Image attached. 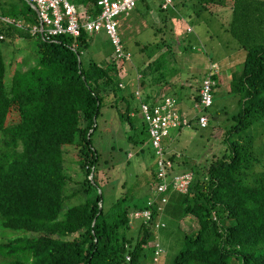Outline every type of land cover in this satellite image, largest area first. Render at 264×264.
Listing matches in <instances>:
<instances>
[{
	"label": "trees",
	"instance_id": "trees-1",
	"mask_svg": "<svg viewBox=\"0 0 264 264\" xmlns=\"http://www.w3.org/2000/svg\"><path fill=\"white\" fill-rule=\"evenodd\" d=\"M70 1L83 4L92 15L99 13L97 0ZM147 1H139L145 11L151 7ZM162 1H152L158 2L155 8L162 14L153 31L164 46L166 27L174 16L200 24L202 17L214 14L218 2L224 8L227 5L225 0H172V8L162 9ZM227 7L231 17L225 30L245 50L242 68L230 81L231 92L240 95L241 108L231 116L232 124L225 132L229 144L206 165L191 163L187 170L193 179L187 191H168V200L159 211L161 196L148 204L155 194L159 155L150 143L141 105L154 107L162 97L143 101L141 89L147 87L145 79L155 83L153 71L159 69L154 65L161 64V59L173 61L169 46L155 57L149 42L140 44L144 68L137 69L141 75L140 80L134 79L137 87L126 93L121 65L125 59L117 61L113 50L102 61L89 58L83 62L81 55L93 34L82 31L75 38L59 34L43 39L39 32H30L38 19L26 0H0V16L28 25L20 27L0 19V42L10 39L4 51L0 48V264H147L142 260L147 249H153L155 263L153 242L160 228L155 222L161 218L175 226L183 242L170 264H264V168L259 167L256 151L259 142L264 146V132L246 133L264 119V1L232 0ZM15 35L34 37L35 50L30 59L15 62L6 80V53ZM154 46L158 50L160 45L155 42ZM191 46L182 48L187 51ZM212 79L213 103L217 75ZM106 96L112 99L110 105L120 104L117 114L121 123L128 124L126 133L139 148L137 154L148 141L151 162L154 159L141 186H126V180L119 179L118 194L107 205L98 181L100 152L93 141ZM132 100L139 104L132 105ZM209 107L201 112L207 118ZM136 113L141 117L139 123ZM167 136L161 142L163 158L170 161L167 171L173 173L176 152L165 147ZM66 145L76 149L83 178L67 173ZM130 159L126 158L128 164ZM145 209L151 212L149 220L133 217L135 211ZM190 219L197 225L192 232L180 223ZM5 230L18 233L8 238L2 234Z\"/></svg>",
	"mask_w": 264,
	"mask_h": 264
},
{
	"label": "rangeland",
	"instance_id": "rangeland-1",
	"mask_svg": "<svg viewBox=\"0 0 264 264\" xmlns=\"http://www.w3.org/2000/svg\"><path fill=\"white\" fill-rule=\"evenodd\" d=\"M231 1L232 0H225L227 4L226 8L220 4L221 1L220 3L218 2V4L215 5V13L211 17H208L210 18L209 20L202 22L201 25L197 23V20H187L186 17H182V19L176 18V16L172 19L170 17L171 20L168 22L170 26L166 27L165 39L166 45L168 44V48L171 51L169 57H172L171 59H173V61L169 60V62H167L161 59V64L157 63L154 65V67L159 69L153 71L155 83H151L150 78L145 79L147 87L141 89L145 91L147 88L149 89V87H152L160 94L163 93L174 96L177 99L179 108L181 105L189 109L190 112L187 114L193 115L195 112H203L205 111L204 109L194 107L192 101L188 99L190 96H193V94H197V86L199 88L204 75L210 67L211 62H208V60L210 61V57L218 63V72L215 74L217 75V79L213 90V103L208 110L206 109V114H208V126L200 128L196 124L197 126L195 127H185L180 131L176 129L172 130V132L177 135L173 146L181 149L180 154L185 159V162L182 161L184 165H180L181 171L187 170V167L189 168L191 163L206 165L210 162V159L218 157L223 153L229 144L225 138V132L232 124L231 116L241 108V104L238 101L240 95L231 92L230 81L234 77V74L236 77L242 68L245 50L241 45L239 46L237 40L229 31L224 30L231 17V11L227 7ZM154 5L155 4L152 6ZM141 12L142 9L140 8L138 12H134L133 16L132 12L131 15L129 14L128 16L121 15V21L123 22H121L119 35L129 53V57L121 64L122 71L124 72L122 76L123 82L128 85V88L124 89L126 93H128V90L130 91L137 87V85L134 84V79L137 78L136 75L140 74L136 73L137 69L140 68L141 70L144 68L140 65L141 58L145 57L144 54H140V44L149 42L150 46H148V48L152 49L153 46L154 50H156L153 54L155 57L167 48L166 45L164 46L157 40L158 34H155L153 31V28L156 26L155 23L152 24L148 21V27L144 28L139 18L140 15L141 17L146 15L145 19H148L149 16L154 17L156 15L160 17L162 14L157 8H154L152 12L150 11L149 13L143 12V16V13L139 14ZM135 17L136 20L130 23L131 18L133 19ZM158 21L159 22L156 24L159 25L161 19ZM221 24L224 26V29L220 28ZM188 25L192 27V32L186 29ZM137 26L139 30L142 31L140 34L136 32L138 30ZM169 28L172 29L170 30ZM14 37L11 47L6 53V63L8 64L5 76L6 80H9L11 72L15 69V62L21 59H30V53L32 50H35L34 37L23 38L19 35H15ZM144 40H146V42H144ZM9 41L10 39H6L0 42V48L3 49V51L9 46ZM189 41H192L194 46L186 51L182 47L187 45ZM155 42H158L160 45L158 50L154 46ZM198 47L200 48L198 49ZM112 50L113 45L110 39L105 35L104 31H100L93 34L90 46L81 55L82 60L84 63L87 62L89 58L95 61H102L106 57L108 58ZM206 52L208 53L206 54ZM155 57L150 59V62ZM30 61L33 63V60ZM23 67L26 66L24 65ZM140 78L141 77H139L138 80H140ZM109 98L110 96H106L104 99L106 106L102 108L101 114L96 119L97 128L93 134L94 144L100 152V162L97 173L100 188L104 195L105 205L109 204L111 200L114 201L116 198L118 194L116 186L119 183V179L126 180V186H130L133 183L134 188H138L144 183V172L149 169L154 161L153 159L151 162L149 157L148 141L143 144L145 149L137 154L139 148L129 141L128 134L126 133V131H130L129 126L126 122L121 123L117 114L120 104H117L118 107L110 105L112 99L109 100ZM146 99L148 100L150 98H146V95H142V100L145 101ZM138 104L139 102L137 100H132V105L137 106ZM136 116L139 123V118H141L140 114L136 113ZM263 125L264 119L258 120L251 128L246 130V133L251 132L252 134H260L264 132ZM256 140L258 142L260 138L258 137ZM261 141H264L263 137H261ZM65 148L63 158L67 173L74 178H83V174H79L80 171L76 161V149L69 145H66ZM256 151L258 159L260 160L259 167L263 169L264 146H262L260 142L256 145ZM126 158H131V164L126 162ZM177 171L175 170V172ZM122 173L125 174L123 177L121 176ZM140 189L141 188H139V190ZM98 192L100 191L98 190ZM161 220L165 226L162 222H159ZM159 221L155 222L156 228H160L159 230H155V234L157 235L153 245L158 247L159 243L162 252H160L161 254L159 256L155 252L153 260L155 261L157 258L158 260L153 263L151 258L153 256V249H147L145 257L142 258L143 262L147 264H170L175 253L179 251L183 245L175 226L172 227L168 222L166 224V220L162 218ZM180 223L182 225L181 227L189 230V232L194 231L197 227L194 221L189 222L188 220H182ZM131 229L136 231L135 226ZM17 233L18 232L11 230L2 231V234L8 236V238L15 236ZM160 247L158 248L159 250H161Z\"/></svg>",
	"mask_w": 264,
	"mask_h": 264
},
{
	"label": "built area",
	"instance_id": "built-area-1",
	"mask_svg": "<svg viewBox=\"0 0 264 264\" xmlns=\"http://www.w3.org/2000/svg\"><path fill=\"white\" fill-rule=\"evenodd\" d=\"M26 1L33 4L37 9L38 24L29 27L31 33L39 32L43 39H51L53 36L59 34H66L75 38L82 31H85L87 34L104 31L113 45L115 59L121 61L129 57V54L123 51L119 35L121 15H128L141 0H97L96 5L99 7L97 15H92L83 4L77 5L70 0ZM160 7L162 9L172 8L173 1L163 0L160 3ZM0 19L4 22H14L20 27H28L24 21H14L6 16H0ZM187 30L192 31V28L188 26ZM217 72L218 64L212 62L200 83L199 101L195 102L194 107L205 109L211 105V89L212 85H214L212 75ZM139 77L140 74H138L137 78ZM141 108L143 117L148 123L150 143L155 148V153L159 155L155 194L149 199L148 204H154L157 195L161 196L160 202L157 205V209L161 211L168 200L167 192L176 190L185 193L193 179V173L190 170L173 171V173L167 171L171 163L163 158L162 139L169 135L171 129H181L197 125L203 128L207 125L208 118L201 112L188 115L184 111H181L177 99L171 95L162 96L154 107L142 104ZM150 216L151 212L148 209L133 213V217L137 219L144 218L145 220H149ZM159 247L158 243V247L155 249L158 255L162 252V249H158Z\"/></svg>",
	"mask_w": 264,
	"mask_h": 264
},
{
	"label": "crops",
	"instance_id": "crops-1",
	"mask_svg": "<svg viewBox=\"0 0 264 264\" xmlns=\"http://www.w3.org/2000/svg\"><path fill=\"white\" fill-rule=\"evenodd\" d=\"M147 2H150V4H151V7L149 8V10L148 11H145V6H144V3H142L141 2V4H140V2L137 4V6L131 11L132 12V16L134 15V12H138V10L141 8L142 9V13L144 12V13H149L150 11L152 12V10L155 8V7H157V5H158V2H156V3H153L151 0H149V1H147ZM153 4H155L154 6H152ZM214 13H215V11H213ZM144 13L142 14V16L144 15ZM140 14V13H139ZM204 14H206V13H204ZM131 15V14H130ZM131 16V17H132ZM146 16V15H145ZM145 16H143V17H141V15L139 16V18H140V22L142 23V25H143V27L144 28H146V27H148V25H149V22L150 23H158L159 21V19H160V17H157L156 15L153 17V16H149L148 17V19H145ZM151 17H152V19H151ZM208 17H211V15L209 14V15H207L206 16V18H203L202 17V20H203V22L206 20H209L210 18H208ZM136 20V17L135 18H131V20H130V23H133L134 21ZM149 21V22H148ZM121 22H123V21H121ZM219 22V21H218ZM122 24V23H121ZM202 24V22L200 23V25ZM121 26V25H120ZM139 26V25H138ZM138 26H137V33L139 32V33H141L142 31L141 30H139V28H138ZM188 26H190V25H188ZM187 26V27H188ZM192 28V27H191ZM220 28L221 29H224V26L221 24L220 25ZM187 29V28H186ZM119 30H120V28H119ZM225 30V29H224ZM192 31H193V29H192ZM191 31V32H192ZM199 39V38H198ZM188 44H190V45H192V46H194V43L192 42V41H189V43ZM167 46H168V44H167ZM191 46V47H192ZM193 48V47H192ZM200 47H198V49H199ZM213 49H214V47H213ZM205 52V51H204ZM208 52H206V54H207ZM186 61H187V58H186ZM208 62L210 63H217V62H215L211 57H210V61L208 60ZM218 64V63H217ZM206 66H207V64H206ZM220 79V78H219ZM200 86V85H199ZM142 92H143V94L144 95H148V97L150 98L149 100H158L160 97H162V96H164V95H166V94H163V93H159V92H157L154 88H152V87H149V89L147 88L145 91H143L142 90ZM196 92V91H195ZM199 93V88H198V86H197V94ZM196 95V94H195ZM195 95L193 94V96H190L189 97V99L188 100H190V101H192V105L194 106V104H195ZM180 104V103H179ZM180 110L181 111H184L186 114L187 113H189L190 111H189V109L188 108H185V107H182L181 105H180ZM193 114V113H192ZM188 115H190V114H188ZM195 127V126H194ZM182 129V128H181ZM180 129V130H181ZM172 130L173 129H171L170 130V133H169V135L165 138V140H164V145H165V147L167 148V149H169V151H172V152H176V160H175V162H174V167H175V170H180L181 168H180V165L181 164H183L184 165V163L183 162H185L184 160V158L182 157V155L180 154V151H181V149L180 148H177L176 146H173V143H174V140H175V138L177 137V135L176 134H174L173 132H172ZM177 131H180V130H178V129H176ZM185 149V148H184ZM178 155V156H177ZM181 160V161H180ZM183 161V162H182ZM181 171V170H180Z\"/></svg>",
	"mask_w": 264,
	"mask_h": 264
},
{
	"label": "water",
	"instance_id": "water-1",
	"mask_svg": "<svg viewBox=\"0 0 264 264\" xmlns=\"http://www.w3.org/2000/svg\"><path fill=\"white\" fill-rule=\"evenodd\" d=\"M30 5H31V7L36 11L37 9H36V7L33 5V4H31V3H29ZM91 131V130H90Z\"/></svg>",
	"mask_w": 264,
	"mask_h": 264
},
{
	"label": "clouds",
	"instance_id": "clouds-1",
	"mask_svg": "<svg viewBox=\"0 0 264 264\" xmlns=\"http://www.w3.org/2000/svg\"><path fill=\"white\" fill-rule=\"evenodd\" d=\"M198 94H199V93H198ZM159 245H160V244H159ZM155 248H156V246H155ZM161 249H162V248H161ZM154 252H155V251H154ZM160 254H161V253H160ZM160 254H159V255H160ZM159 255H158V256H159ZM154 257H155V253H154ZM154 257H153V259H154ZM157 260H158V258H157L155 261H157Z\"/></svg>",
	"mask_w": 264,
	"mask_h": 264
}]
</instances>
